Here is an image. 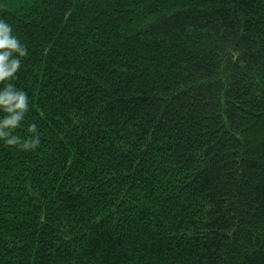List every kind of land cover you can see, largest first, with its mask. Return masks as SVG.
Returning a JSON list of instances; mask_svg holds the SVG:
<instances>
[{"label": "trees", "instance_id": "16d2710c", "mask_svg": "<svg viewBox=\"0 0 264 264\" xmlns=\"http://www.w3.org/2000/svg\"><path fill=\"white\" fill-rule=\"evenodd\" d=\"M31 150L0 141V264H264V0H0Z\"/></svg>", "mask_w": 264, "mask_h": 264}, {"label": "clouds", "instance_id": "9594fccd", "mask_svg": "<svg viewBox=\"0 0 264 264\" xmlns=\"http://www.w3.org/2000/svg\"><path fill=\"white\" fill-rule=\"evenodd\" d=\"M27 54L28 49L13 31L12 24L0 18V141L31 150L40 144L37 124L28 123L25 136L15 132L30 108L27 91L14 83L22 58Z\"/></svg>", "mask_w": 264, "mask_h": 264}]
</instances>
